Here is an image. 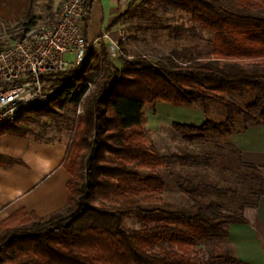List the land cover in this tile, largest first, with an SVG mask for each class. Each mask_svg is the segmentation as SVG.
<instances>
[{
  "label": "trees",
  "instance_id": "1",
  "mask_svg": "<svg viewBox=\"0 0 264 264\" xmlns=\"http://www.w3.org/2000/svg\"><path fill=\"white\" fill-rule=\"evenodd\" d=\"M138 1L112 25H124L129 15L134 30L148 32L153 0ZM94 2H85V28ZM158 2L172 13L189 15L213 33L210 56L190 55L180 61L174 48L171 54L160 55L145 86L146 71L139 66L137 88L135 66L142 57L127 58L121 39L123 55L115 59L104 40L98 48L86 40L82 61L53 77L55 96L0 127V136H28L31 122L56 119L67 105L74 113L81 108L63 160L69 174L66 206L44 217L22 208L2 220L0 264H245L229 250L228 227L248 221L238 209L244 210L245 203L256 207L263 192V172L243 160L231 136L239 122L264 125V16L228 11L220 0ZM236 3L264 10V0ZM163 28L174 38L187 31L183 25ZM128 31L132 33L127 38L134 40L133 29ZM4 45L0 43V48ZM135 47L130 44V51ZM231 93L255 94V98L240 106L227 97ZM147 99L154 115L159 102L202 109L215 103L225 109L226 117L219 123L205 119L200 124L173 122L170 127L180 141L176 155L183 158H174L172 165L194 163L226 189L178 174L175 184L198 205L175 209H169L175 204L149 205L152 198L162 201L166 176L163 157L148 155L147 138H151L143 126ZM16 162L20 160L0 154L1 166ZM206 188L217 197L209 198ZM228 195L235 196L238 209L223 200ZM129 217L136 220L137 228L125 224ZM213 236L222 238L227 247L216 245L204 256L202 245Z\"/></svg>",
  "mask_w": 264,
  "mask_h": 264
},
{
  "label": "crops",
  "instance_id": "2",
  "mask_svg": "<svg viewBox=\"0 0 264 264\" xmlns=\"http://www.w3.org/2000/svg\"><path fill=\"white\" fill-rule=\"evenodd\" d=\"M60 2L61 0H55L52 6L47 5L42 14L43 19L40 20L48 19L50 11ZM131 2L132 0H95L85 28L87 42L98 45L103 39L97 38L103 31H107L117 42L125 37L121 31L123 25L112 23ZM31 4V0H0V34L6 36L5 28L9 29L11 26L15 30L20 26L22 30L24 24L30 25L40 21L36 20L37 15L33 13ZM160 8L163 12L168 10V7ZM155 24L156 22L153 23L151 32L157 36L159 28ZM9 41L11 39L7 40ZM164 106L169 108V105ZM184 108L188 109L157 110L156 117L170 125L173 122L187 123L186 121H192L194 118L200 124L207 119L205 115L200 114L199 107ZM182 110H186V114H180ZM185 115H188V118H184ZM231 141L242 152L245 162L262 168L263 192L255 208L247 203L244 210L237 208L248 221L229 225L228 247L231 253L245 264H264V125H239L232 134ZM67 144V141H43L29 136H0V154L20 160L7 166L0 165V222L22 208L44 217L66 206L69 174L63 166V160Z\"/></svg>",
  "mask_w": 264,
  "mask_h": 264
},
{
  "label": "rangeland",
  "instance_id": "3",
  "mask_svg": "<svg viewBox=\"0 0 264 264\" xmlns=\"http://www.w3.org/2000/svg\"><path fill=\"white\" fill-rule=\"evenodd\" d=\"M222 6L231 12L239 13V14H250L256 16H264V10L262 9H254V8H242L237 5V0H220ZM138 0H132L131 4H133L131 11L134 9L135 5L138 3ZM31 5L33 9V13L37 16L36 20L43 19L42 14L46 11L47 5L55 4V0H31ZM130 4V5H131ZM160 3L158 0H153V18L150 23V30L146 33H142L138 30H134L132 25H134V21L131 19V16H127L126 23L121 27V31L126 35L125 37L121 38L123 41V47L127 49V58L133 59L136 56L142 57L141 60L136 64L135 69L137 72V88H138V77H139V66L141 65L144 71H146L145 78H144V86L145 80L147 75L152 71L155 70L156 67L154 65L155 58H159L160 55H169L171 51L175 48L177 49V59L180 61H185L188 59L190 55H194L197 57H208L210 56L211 48H212V39L213 33L201 26L200 24L193 22L189 15L177 12L172 13L169 9L166 12H163L162 9H159ZM53 10L50 11L52 14ZM49 13V14H50ZM34 21V20H33ZM137 22V20H135ZM135 22V24H136ZM156 22L155 26H158L157 36L155 33L151 32L153 23ZM31 22H28L30 24ZM27 24V23H26ZM24 24V26L26 25ZM175 26V25H183L187 31H183L179 38H174L171 36V33L168 32L166 28L161 29V26ZM2 26V25H1ZM5 28V27H4ZM12 29V30H10ZM134 31L133 36L134 40L129 41L130 39L127 38L129 33L128 30ZM194 30V34H192L188 30ZM6 36L0 34V43L6 44L8 39L17 38V35L21 33V27L19 29H13V27L5 28ZM155 38L153 39V36ZM130 44H134L136 49L132 52L130 51ZM95 48H98V45H92ZM121 48V47H120ZM122 51V48H121ZM91 87V86H90ZM137 94V91H136ZM147 95V94H146ZM229 99L235 100L240 106H245L249 102L253 101L255 98V94H227ZM164 104L169 105V108L165 107ZM188 109L184 107H174L165 102L157 103V108L155 106V113L157 114V110L159 111H166V109ZM200 108V107H199ZM200 114L205 115L207 119L215 123L222 122L226 117L225 109L217 105L215 103H209L205 108H200ZM77 110V108H76ZM199 110V109H198ZM61 116L56 119H50L48 117H42L36 122H31L30 126L32 128V133L28 136L31 138H36L39 140H47V141H54V140H62V141H69L71 128L73 125V120L76 114L74 113L73 107L71 105H67L65 108L59 110ZM186 110H182L180 114L184 113ZM144 112V128L146 130L147 135L151 138L147 140L149 141V150L148 155H160L163 157L164 160V173H165V190L162 194V201L158 202L155 198L151 199L149 205H162L163 203L168 204H175L174 206L169 209L179 208L181 206H189L196 204L191 201V198L188 196L187 193L181 191L175 181L176 175L180 174L184 177H190L194 181H198L199 179L206 183H211L214 185H220L212 176L205 173L200 167L191 163L193 166H183L178 167L172 165V160L174 158H181L176 155V148L180 145L179 138L173 132L170 127V124L165 121H159L156 117V114L153 115L150 105L147 103L143 109ZM188 115H185L184 118H188ZM196 117V116H195ZM198 117V116H197ZM187 123L198 124L196 119L194 118L192 121H186ZM242 125L240 122L238 126ZM142 128V127H141ZM143 130V129H142ZM144 132V131H143ZM145 134V133H144ZM146 136V135H145ZM153 139V140H152ZM183 159V158H181ZM185 160V159H184ZM187 161V160H186ZM186 174L187 176H185ZM195 177V178H194ZM198 179V180H197ZM197 183V182H196ZM199 184V183H198ZM224 187V186H222ZM225 188V187H224ZM207 189V188H206ZM226 189V188H225ZM228 190V189H227ZM209 198L212 196H216V194H209ZM229 191V190H228ZM238 197V196H237ZM219 198V197H218ZM240 198V197H239ZM233 199V200H231ZM241 199V198H240ZM223 200L227 203H230L235 207V196L228 195L223 198ZM242 200V199H241ZM243 201V200H242ZM244 202V201H243ZM245 203V202H244ZM198 205V204H196ZM236 208V207H235ZM237 209V208H236ZM125 224L132 228H137L138 223L135 219L129 217L125 220ZM224 240L220 237L213 236L209 241L205 242L202 245V249L204 251V256H206L210 249H213L216 245H219L223 248L227 247L226 244L223 242ZM223 244V246H222Z\"/></svg>",
  "mask_w": 264,
  "mask_h": 264
},
{
  "label": "built area",
  "instance_id": "4",
  "mask_svg": "<svg viewBox=\"0 0 264 264\" xmlns=\"http://www.w3.org/2000/svg\"><path fill=\"white\" fill-rule=\"evenodd\" d=\"M85 2L61 0L48 19L23 26L17 38L0 48V127L50 101L56 94L53 77L82 61L86 50ZM99 39L105 41L112 59L123 55L107 31Z\"/></svg>",
  "mask_w": 264,
  "mask_h": 264
},
{
  "label": "water",
  "instance_id": "5",
  "mask_svg": "<svg viewBox=\"0 0 264 264\" xmlns=\"http://www.w3.org/2000/svg\"><path fill=\"white\" fill-rule=\"evenodd\" d=\"M189 178V177H188ZM192 180V179H191ZM228 204H230V203H228ZM231 205V204H230Z\"/></svg>",
  "mask_w": 264,
  "mask_h": 264
}]
</instances>
